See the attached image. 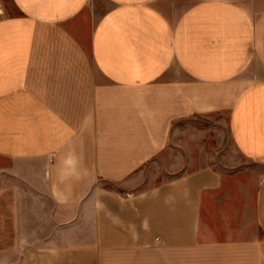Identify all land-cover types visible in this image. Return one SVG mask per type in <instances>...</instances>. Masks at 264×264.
<instances>
[{
  "label": "crops",
  "instance_id": "crops-1",
  "mask_svg": "<svg viewBox=\"0 0 264 264\" xmlns=\"http://www.w3.org/2000/svg\"><path fill=\"white\" fill-rule=\"evenodd\" d=\"M252 162L264 0H0V264H264Z\"/></svg>",
  "mask_w": 264,
  "mask_h": 264
},
{
  "label": "rangeland",
  "instance_id": "rangeland-1",
  "mask_svg": "<svg viewBox=\"0 0 264 264\" xmlns=\"http://www.w3.org/2000/svg\"><path fill=\"white\" fill-rule=\"evenodd\" d=\"M245 168L249 170V175L252 180V184H256L259 181V178L264 175V167L258 164L257 162H252L249 164H244ZM149 173L150 171H153L152 169H148ZM102 184H106V186L110 189H116L115 184H109L106 182H102Z\"/></svg>",
  "mask_w": 264,
  "mask_h": 264
}]
</instances>
